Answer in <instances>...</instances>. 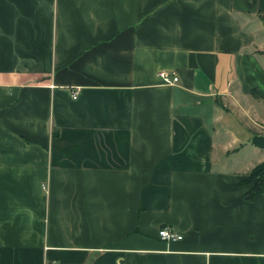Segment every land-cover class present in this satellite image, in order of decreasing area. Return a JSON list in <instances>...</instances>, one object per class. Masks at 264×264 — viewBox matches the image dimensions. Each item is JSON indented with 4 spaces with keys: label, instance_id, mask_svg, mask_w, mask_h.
<instances>
[{
    "label": "crops",
    "instance_id": "0c3cea01",
    "mask_svg": "<svg viewBox=\"0 0 264 264\" xmlns=\"http://www.w3.org/2000/svg\"><path fill=\"white\" fill-rule=\"evenodd\" d=\"M261 169L264 0H0V264H264Z\"/></svg>",
    "mask_w": 264,
    "mask_h": 264
},
{
    "label": "built area",
    "instance_id": "2783aa9c",
    "mask_svg": "<svg viewBox=\"0 0 264 264\" xmlns=\"http://www.w3.org/2000/svg\"><path fill=\"white\" fill-rule=\"evenodd\" d=\"M157 78L159 79L161 83L168 84V85H172L177 81V77L175 75L168 73L167 71H163V70L157 72ZM75 94H76V91H73L71 93L72 98L75 97ZM45 187L46 186L44 184L41 185V188L43 190L45 189ZM156 234H157V237L163 241L178 240L181 237L177 232H175L171 227H168V226L159 227L157 229Z\"/></svg>",
    "mask_w": 264,
    "mask_h": 264
},
{
    "label": "trees",
    "instance_id": "16d2710c",
    "mask_svg": "<svg viewBox=\"0 0 264 264\" xmlns=\"http://www.w3.org/2000/svg\"><path fill=\"white\" fill-rule=\"evenodd\" d=\"M264 176V169L258 170L256 172L250 173L247 178H245L241 183H249L253 181L250 188L245 192V199H251L260 190V184Z\"/></svg>",
    "mask_w": 264,
    "mask_h": 264
},
{
    "label": "rangeland",
    "instance_id": "374dc122",
    "mask_svg": "<svg viewBox=\"0 0 264 264\" xmlns=\"http://www.w3.org/2000/svg\"><path fill=\"white\" fill-rule=\"evenodd\" d=\"M254 180H255V179H254ZM254 180H253V181H254Z\"/></svg>",
    "mask_w": 264,
    "mask_h": 264
}]
</instances>
